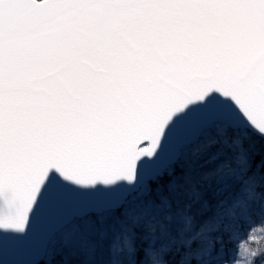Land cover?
Masks as SVG:
<instances>
[{
    "label": "snow or ice",
    "instance_id": "1",
    "mask_svg": "<svg viewBox=\"0 0 264 264\" xmlns=\"http://www.w3.org/2000/svg\"><path fill=\"white\" fill-rule=\"evenodd\" d=\"M249 132L264 141V0H0V243L60 204L79 264H212L256 204L264 229ZM104 185L124 191L84 198ZM230 240L233 264L264 256Z\"/></svg>",
    "mask_w": 264,
    "mask_h": 264
},
{
    "label": "water",
    "instance_id": "2",
    "mask_svg": "<svg viewBox=\"0 0 264 264\" xmlns=\"http://www.w3.org/2000/svg\"><path fill=\"white\" fill-rule=\"evenodd\" d=\"M252 133V132H251ZM257 136L255 133H252ZM259 138V136H257ZM140 147L150 149L151 144L143 142ZM173 150L170 144L165 145L164 153L159 157H142L143 163L139 165L141 176L155 170L165 161L166 155ZM98 192L83 194L84 198L92 201L99 207L106 206L112 199L121 195L123 189L107 190L108 185L101 186ZM62 211V205L53 204L46 210L38 213L33 220L26 236H6L0 243V264H42L48 254L49 245L53 238L60 234L57 224ZM0 231H4L0 229Z\"/></svg>",
    "mask_w": 264,
    "mask_h": 264
},
{
    "label": "trees",
    "instance_id": "3",
    "mask_svg": "<svg viewBox=\"0 0 264 264\" xmlns=\"http://www.w3.org/2000/svg\"><path fill=\"white\" fill-rule=\"evenodd\" d=\"M249 135L251 137L252 143H254L255 145L256 150L260 151L262 145H264V141H261L260 138H258L251 132H249ZM259 159L260 157L257 156L256 160L258 161ZM253 171L256 173V179L258 184L261 181H264V168H260L258 165H255L253 167ZM257 190L264 192V187H258ZM248 215L251 216L252 220L255 221V223L250 224L245 217L241 216L238 217L235 221H229L227 223V226H225L226 227L225 229L222 227L221 231L216 233L217 236L221 237V242L215 245V250H214L215 252L226 248L228 249L231 246V244H234L235 241L230 240V234L233 228L238 229L243 236L247 232V229L249 227L250 228L251 226L253 228H255L256 226H258L257 228L261 227V219H260L261 208L259 207V204L254 205ZM262 234H263L262 238H264V229H262ZM59 235L60 234L56 235L54 238H56ZM53 240L50 243L48 254L42 264H77L76 262L83 259V254L80 251H78L76 248L72 250H67L66 253L63 252L57 255H53L52 247H53V243L55 242V241L53 242ZM175 259H179V257H175Z\"/></svg>",
    "mask_w": 264,
    "mask_h": 264
},
{
    "label": "rangeland",
    "instance_id": "4",
    "mask_svg": "<svg viewBox=\"0 0 264 264\" xmlns=\"http://www.w3.org/2000/svg\"><path fill=\"white\" fill-rule=\"evenodd\" d=\"M260 207V205H259ZM261 208V207H260ZM258 226L255 227L256 231L253 232L252 229L249 227L247 229V232L242 236L243 240H247L248 245L259 247L260 243L264 242L263 234H262V228H257ZM224 229L226 227H223ZM248 233L252 234V239H248ZM55 241V242H54ZM53 247H52V254L57 255L60 253H66L67 250H72L75 247L72 244H66L62 237L61 234L54 238L53 240ZM239 241H235L234 244H231V246L227 249H222L219 251H214L213 252V258H212V264H233L234 259H237L239 257L236 256V253L238 252L239 248ZM50 246V245H49ZM264 256L257 257L255 260V264H264ZM79 264V261L76 262ZM195 264V262L193 263Z\"/></svg>",
    "mask_w": 264,
    "mask_h": 264
}]
</instances>
